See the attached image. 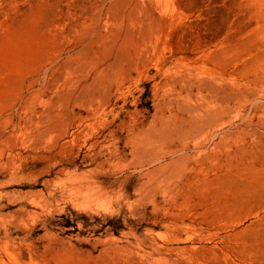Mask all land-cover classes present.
<instances>
[{"label":"rangeland","instance_id":"374dc122","mask_svg":"<svg viewBox=\"0 0 264 264\" xmlns=\"http://www.w3.org/2000/svg\"><path fill=\"white\" fill-rule=\"evenodd\" d=\"M0 264H264V0H0Z\"/></svg>","mask_w":264,"mask_h":264}]
</instances>
